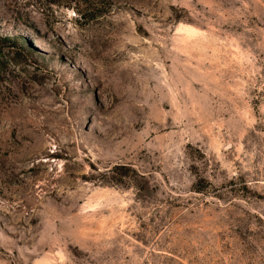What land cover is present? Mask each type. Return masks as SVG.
<instances>
[{"label": "rangeland", "instance_id": "rangeland-1", "mask_svg": "<svg viewBox=\"0 0 264 264\" xmlns=\"http://www.w3.org/2000/svg\"><path fill=\"white\" fill-rule=\"evenodd\" d=\"M0 264H264V0H0Z\"/></svg>", "mask_w": 264, "mask_h": 264}]
</instances>
